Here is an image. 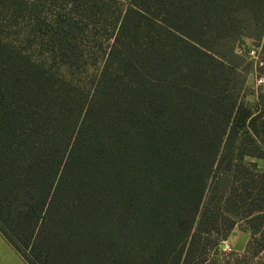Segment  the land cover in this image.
I'll return each instance as SVG.
<instances>
[{
	"label": "trees",
	"instance_id": "1",
	"mask_svg": "<svg viewBox=\"0 0 264 264\" xmlns=\"http://www.w3.org/2000/svg\"><path fill=\"white\" fill-rule=\"evenodd\" d=\"M247 36L264 0H0L2 235L29 264H264Z\"/></svg>",
	"mask_w": 264,
	"mask_h": 264
},
{
	"label": "rangeland",
	"instance_id": "2",
	"mask_svg": "<svg viewBox=\"0 0 264 264\" xmlns=\"http://www.w3.org/2000/svg\"><path fill=\"white\" fill-rule=\"evenodd\" d=\"M242 41H244L248 45L256 44L258 42H261L263 45L264 43L263 39L260 40L259 38L248 37V36L244 37ZM244 60L248 62L246 58H244ZM263 85L261 86L256 85L255 72L254 69L252 68L247 82V92H246L245 100L247 102H256L258 98V91ZM247 160L256 161L259 164V166L264 169L263 157H247ZM249 239H250V231H248L245 228L243 223H239V225H237L234 228L229 238L222 242V249L227 253H231L233 251L242 253ZM13 252H14V248L2 237V235H0V264H23V261L19 260L18 255H14ZM23 260L26 262L25 258ZM262 261H264V253L262 254Z\"/></svg>",
	"mask_w": 264,
	"mask_h": 264
},
{
	"label": "built area",
	"instance_id": "3",
	"mask_svg": "<svg viewBox=\"0 0 264 264\" xmlns=\"http://www.w3.org/2000/svg\"><path fill=\"white\" fill-rule=\"evenodd\" d=\"M239 42L238 43L240 45L237 44L236 52L252 63L255 72L256 85H263L264 73L260 71V68L264 67V53L262 50V43L258 42L256 44L248 45L244 41Z\"/></svg>",
	"mask_w": 264,
	"mask_h": 264
},
{
	"label": "crops",
	"instance_id": "4",
	"mask_svg": "<svg viewBox=\"0 0 264 264\" xmlns=\"http://www.w3.org/2000/svg\"><path fill=\"white\" fill-rule=\"evenodd\" d=\"M0 235H2V233L0 232ZM2 237L9 243V241L2 235ZM10 244V243H9ZM11 245V244H10ZM12 246V245H11ZM13 247V246H12ZM14 248V247H13ZM14 255H18V258L19 260L23 261V264H29L27 261L25 262L23 259L24 257L19 253L17 252V250L14 248Z\"/></svg>",
	"mask_w": 264,
	"mask_h": 264
}]
</instances>
